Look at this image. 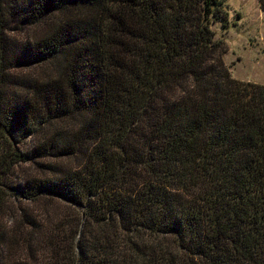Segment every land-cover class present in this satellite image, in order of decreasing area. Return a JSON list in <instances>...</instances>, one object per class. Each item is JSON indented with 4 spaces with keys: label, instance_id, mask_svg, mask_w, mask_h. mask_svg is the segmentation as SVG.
Instances as JSON below:
<instances>
[{
    "label": "trees",
    "instance_id": "1",
    "mask_svg": "<svg viewBox=\"0 0 264 264\" xmlns=\"http://www.w3.org/2000/svg\"><path fill=\"white\" fill-rule=\"evenodd\" d=\"M225 1L0 0L3 50L50 21L0 67L1 172H38L0 181V264H264V84L224 63Z\"/></svg>",
    "mask_w": 264,
    "mask_h": 264
},
{
    "label": "rangeland",
    "instance_id": "2",
    "mask_svg": "<svg viewBox=\"0 0 264 264\" xmlns=\"http://www.w3.org/2000/svg\"><path fill=\"white\" fill-rule=\"evenodd\" d=\"M229 13V27L224 32L219 31V26L213 28L218 32L217 37L224 38L227 52L223 57L224 63L230 67L232 77L255 83L264 84V12L261 10L258 0H226ZM50 21L47 20L35 26L21 27L20 24L11 23L10 30L5 34L6 43L11 48H0V67L1 63L10 60L15 53L16 48L10 42L16 44L25 42V40H35L36 33H41L48 28ZM6 67V66H4ZM54 66L51 63L15 67L5 70L11 74L12 80L21 81L26 77L34 75H44ZM36 135L20 138L13 141V145L18 150H25L39 141ZM1 156V151H0ZM1 158V157H0ZM70 161V160H68ZM0 167V181L15 183L27 173H38L31 163H18L14 167L7 169L2 174ZM18 204L11 203L12 206ZM22 204V203H21Z\"/></svg>",
    "mask_w": 264,
    "mask_h": 264
}]
</instances>
